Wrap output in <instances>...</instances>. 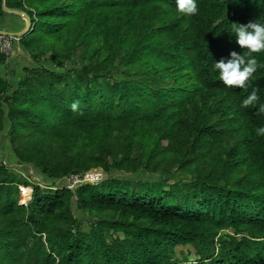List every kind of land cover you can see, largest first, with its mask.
I'll return each instance as SVG.
<instances>
[{
	"label": "trees",
	"instance_id": "obj_1",
	"mask_svg": "<svg viewBox=\"0 0 264 264\" xmlns=\"http://www.w3.org/2000/svg\"><path fill=\"white\" fill-rule=\"evenodd\" d=\"M196 2L6 0L31 17L14 50L34 61L17 85L0 73V134L8 121L20 164L58 190L0 158V264H264V53L242 89L214 68L243 53L231 25L264 23V0ZM24 23L0 0V29ZM93 168L105 178L69 187Z\"/></svg>",
	"mask_w": 264,
	"mask_h": 264
},
{
	"label": "clouds",
	"instance_id": "obj_2",
	"mask_svg": "<svg viewBox=\"0 0 264 264\" xmlns=\"http://www.w3.org/2000/svg\"><path fill=\"white\" fill-rule=\"evenodd\" d=\"M178 13L193 16L198 13L196 0H176ZM230 32L235 35L236 42L243 53L231 52V59L214 62V68L219 72V78L229 88H245L250 77L256 72L258 62L254 54L264 53V23L249 22L247 25L233 23ZM246 50V51H244ZM259 97L255 90L243 99L241 107L254 106ZM75 110L78 104L71 105ZM258 113H264V105L258 107ZM256 134L264 136V126L258 127Z\"/></svg>",
	"mask_w": 264,
	"mask_h": 264
},
{
	"label": "rangeland",
	"instance_id": "obj_3",
	"mask_svg": "<svg viewBox=\"0 0 264 264\" xmlns=\"http://www.w3.org/2000/svg\"><path fill=\"white\" fill-rule=\"evenodd\" d=\"M18 10V9H16ZM22 11V10H19ZM25 12V11H23ZM18 15V14H16ZM20 16V15H19ZM21 17L25 20V17H23L21 15ZM18 48V47H17ZM18 51L14 50V52L8 57L7 55V59L9 61H7L6 64H3L1 66L0 69V73L3 77H6L8 73H10L13 82L17 85L21 79L26 75L25 70L21 67V64L24 65H29L33 63L34 59L31 57V55L29 56L26 51H23L21 49V47H19L17 49ZM3 54V53H2ZM5 55V54H4ZM18 62L20 61V63L18 64V66H20V70H12L11 67L9 68V66H7L8 64H10L11 60ZM20 59V60H19ZM74 61L76 63H80L81 59H80V52L76 53L75 55L73 54H69L68 55V61ZM42 64H48V58L46 56H44L42 59ZM14 62V64H15ZM12 65V62H11ZM10 70V71H9ZM117 73H114L113 76H117ZM10 124L7 121L6 122V127L5 130L0 134V158H3L6 160V163L11 166L13 169H15V171L17 173H20L21 178L22 179H27L29 182H35V184L39 185L45 192H49L53 193L55 192L54 190H58L57 186H53L52 182H49L50 180L46 179L44 177V175L38 171L35 167L33 166H25L23 164H20V161L18 160V158L16 157V154L14 153V147L12 145L11 139L8 136V128H9ZM167 142L165 141V144ZM132 176V175H130ZM149 176V175H147ZM184 176H189L188 173L184 172L181 173V177ZM105 178V173L103 171L102 168H93L92 170H90V173L87 174L84 178L85 182H91V183H98L101 180H103ZM67 184L73 185L72 188L75 187V185L77 183H74V179L73 178H69L67 179ZM53 189V190H51ZM21 191H22V200L21 203L22 204H28L29 202H31V200L33 199V194H34V188L32 186L26 187L24 185H21ZM75 213L77 214V210L75 209ZM175 258L178 261H194L195 259L198 258L196 251L194 250L193 247L191 246H185V245H179L175 248Z\"/></svg>",
	"mask_w": 264,
	"mask_h": 264
},
{
	"label": "built area",
	"instance_id": "obj_4",
	"mask_svg": "<svg viewBox=\"0 0 264 264\" xmlns=\"http://www.w3.org/2000/svg\"><path fill=\"white\" fill-rule=\"evenodd\" d=\"M20 36H12L5 33H0V52L7 55L8 57L14 52V49L16 47V44L20 41ZM87 172V174H89ZM71 178L74 179V183H79L81 181H84V178L81 179L78 176H71ZM73 185H69L70 188H72Z\"/></svg>",
	"mask_w": 264,
	"mask_h": 264
},
{
	"label": "water",
	"instance_id": "obj_5",
	"mask_svg": "<svg viewBox=\"0 0 264 264\" xmlns=\"http://www.w3.org/2000/svg\"><path fill=\"white\" fill-rule=\"evenodd\" d=\"M4 9L8 13L18 14L20 16L22 15L23 17H25V19H26V25L20 31L9 32V31L0 29V33H5V34H8V35H12V36H20V37H22L23 35H25L30 30V28L32 27V20H31L30 15L27 12H23V11H19V10H16V9L9 8L7 6V4H6V0H4Z\"/></svg>",
	"mask_w": 264,
	"mask_h": 264
},
{
	"label": "crops",
	"instance_id": "obj_6",
	"mask_svg": "<svg viewBox=\"0 0 264 264\" xmlns=\"http://www.w3.org/2000/svg\"><path fill=\"white\" fill-rule=\"evenodd\" d=\"M24 20V19H23ZM25 21V20H24ZM26 25V22L24 23V26ZM23 26V27H24ZM20 31V30H19ZM9 32H15V31H9ZM11 62L12 63H14L15 61L13 60V58H12V60H11ZM13 65V64H12ZM11 69L12 70H14L15 71V69L18 71V70H20L21 68H20V66H18V65H13L12 67H11ZM10 71V70H9Z\"/></svg>",
	"mask_w": 264,
	"mask_h": 264
}]
</instances>
